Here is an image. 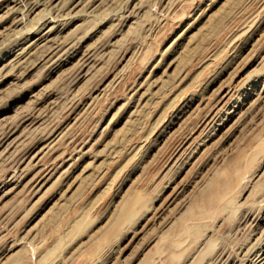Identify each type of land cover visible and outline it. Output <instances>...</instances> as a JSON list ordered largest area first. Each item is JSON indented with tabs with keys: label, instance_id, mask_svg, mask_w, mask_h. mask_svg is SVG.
I'll use <instances>...</instances> for the list:
<instances>
[{
	"label": "rangeland",
	"instance_id": "obj_1",
	"mask_svg": "<svg viewBox=\"0 0 264 264\" xmlns=\"http://www.w3.org/2000/svg\"><path fill=\"white\" fill-rule=\"evenodd\" d=\"M0 264H264V0H0Z\"/></svg>",
	"mask_w": 264,
	"mask_h": 264
}]
</instances>
